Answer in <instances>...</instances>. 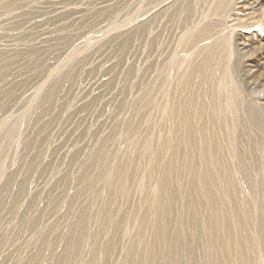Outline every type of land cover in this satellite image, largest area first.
<instances>
[{"label":"rangeland","instance_id":"rangeland-1","mask_svg":"<svg viewBox=\"0 0 264 264\" xmlns=\"http://www.w3.org/2000/svg\"><path fill=\"white\" fill-rule=\"evenodd\" d=\"M260 236L264 0H0V264H264Z\"/></svg>","mask_w":264,"mask_h":264},{"label":"bare ground","instance_id":"bare-ground-1","mask_svg":"<svg viewBox=\"0 0 264 264\" xmlns=\"http://www.w3.org/2000/svg\"><path fill=\"white\" fill-rule=\"evenodd\" d=\"M209 59V58H208ZM199 71H201V66L199 67ZM204 75V74H203ZM200 81H202L201 79H200ZM199 85V84H198ZM201 87V86H200ZM193 92V91H192ZM201 92H202V89L201 88H199L198 86L197 87H195V90H194V92H193V94L195 95V97L197 98V97H200V95H201ZM194 97V98H195ZM191 105V104H190ZM206 105H207V103L205 102V100L204 101H196V105L195 106H192V113H191V115H190V118L188 119V121L185 123V125H184V131H185V134H186V143H189L190 142V140H189V137H193V134H195V132H199V133H201L204 137L209 133V129H210V125H212V123H211V120H213V121H219L218 119H217V117L215 118V117H212V115L210 116V115H208L205 119H203V117L202 118H200V119H198L197 118V115H199V113L201 114V112L200 111H202V109L203 108H207L206 107ZM214 107H216V108H218V106L217 105H213V107H212V111L214 110ZM181 109V108H180ZM178 110V112H177V118L179 119V118H182V117H184V114H182V111L181 110ZM174 110H176L177 111V109L176 108H174ZM175 111V112H176ZM209 111V110H208ZM204 113V112H203ZM209 113V112H208ZM188 118V117H187ZM217 124V123H216ZM212 134H213V132H212ZM185 137V136H184ZM255 142L256 141H254V144H255ZM260 144V143H259ZM252 148H253V146H252ZM255 148V147H254ZM189 156L191 157V158H189L188 157V155L186 156L187 157V164H188V171H187V174L191 177V178H194L195 179V175H194V169H192L191 167H192V165H191V163H192V156H191V154H189ZM174 160V159H173ZM174 164V163H173ZM175 165V164H174ZM241 165V163H239L238 162V166H240ZM172 168V167H171ZM243 168V167H242ZM260 168V167H259ZM255 169H256V167H255ZM169 171H170V173H171V169L169 168ZM204 173H205V175H201V177H196L197 179V182L195 183V184H193V186H192V190H190L191 191V193H193V191L196 189V188H198L199 187V189L201 190H203L204 192L202 193L203 194V196H202V203H204V204H206V205H209V207L211 206V205H213V201H216V200H213V195L211 194V192H210V190H209V182H210V178L208 177V175L206 174V171H203ZM170 173L168 174V175H170ZM203 173V174H204ZM242 173H243V178H244V180L245 181H247V184H248V187L250 188V192H252L254 189H256L257 188V178L255 177V176H251L250 174H249V171L248 170H242ZM226 181V180H225ZM225 184H227V182L225 183ZM201 186V187H200ZM163 188H166L165 187V183L163 184ZM197 191V190H196ZM189 192V191H188ZM190 193V192H189ZM188 194V193H187ZM194 198L192 197V200H193ZM214 199H215V197H214ZM198 200H200L199 198H198ZM228 200H229V198H228ZM231 200V199H230ZM230 200L229 201H225V202H230ZM159 201H161V200H159ZM201 201V200H200ZM200 201H198V202H200ZM202 203H200V204H202ZM199 204V203H198ZM216 204V203H215ZM216 206H217V204H216ZM200 207H202V206H200ZM197 204H188V209H190L193 213H197L198 211H199V209H201ZM233 209V208H232ZM217 210V209H216ZM190 214V213H189ZM198 214V213H197ZM213 214H214V212H213ZM191 216V215H190ZM161 218H163V217H161ZM223 218H224V216H223ZM218 219V218H217ZM213 222H214V224H213V227L211 228V229H214V230H217L216 229V225H217V220L215 219V218H213ZM226 220V219H225ZM224 220V221H225ZM227 221V220H226ZM225 223V222H224ZM228 223V222H227ZM226 223V224H227ZM226 224H225V227H226ZM159 225V224H158ZM219 225V224H218ZM159 227H161V226H159ZM159 227H158V229H159ZM163 227V226H162ZM208 228V227H207ZM243 228H244V224L242 223V221H241V218H240V214L238 213H236V216H234V231H235V234H241L242 232H243ZM208 229H210V227L208 228ZM223 229V228H222ZM160 230V229H159ZM160 231H162V230H160ZM218 231V230H217ZM179 233V232H178ZM230 234V233H229ZM234 234V235H235ZM163 238V237H162ZM162 238L160 239V241H162ZM183 239V238H182ZM220 240V239H219ZM165 241V238H163V242ZM216 241L218 242V238H216ZM263 242H264V239L262 238V236H260L259 237V240H258V242H252V244H253V246H254V249L256 248V247H258L259 245L262 247L264 244H263ZM181 243V242H180ZM182 244V243H181ZM181 244H175L174 246L172 245V248L170 249V250H167V251H169V254H168V256H167V259H164L165 260V262H167L166 264H174V260L176 259V257L178 256V252H179V247L181 246ZM171 245V244H170ZM218 246H217V249L218 250H220L221 252H222V245H220V244H217ZM169 246V245H168ZM156 247V246H155ZM224 250V249H223ZM167 260V261H166Z\"/></svg>","mask_w":264,"mask_h":264}]
</instances>
